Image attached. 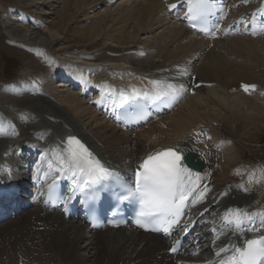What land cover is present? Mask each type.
<instances>
[{
	"label": "bare ground",
	"instance_id": "6f19581e",
	"mask_svg": "<svg viewBox=\"0 0 264 264\" xmlns=\"http://www.w3.org/2000/svg\"><path fill=\"white\" fill-rule=\"evenodd\" d=\"M112 1L67 0L56 9L53 4L57 0H45L43 5L30 0L31 7L51 9L45 25L24 13L20 17L7 14L4 27L14 41L43 45L50 57L64 56L66 62L61 61L46 79V91L38 82L28 80L0 88V195L5 192L0 205L6 206L10 192L17 196L19 191L21 197L16 199L22 200L19 214L8 205L4 216L0 215V264H222L238 256L237 250H242L246 241L264 238V189L243 190L230 181L240 163V143L224 141L213 130L218 125L224 129L232 120L239 140L244 142L264 131V103L253 98L251 88L242 89L243 83H259L264 75V24L255 19L252 32H245L251 35L249 40L240 39L231 36L238 33L228 27L219 31V18L215 35L201 37L180 25L187 0H141L118 7L116 15L108 9L91 25L67 31L68 26L84 22L89 13H95L99 6H110ZM172 4L181 8L180 16H171L170 10L176 9L169 7ZM248 6L251 8V3ZM219 10L221 15L228 13L235 18L233 9L220 6ZM258 13L252 18L264 19V9ZM166 17H177L176 25L170 26ZM131 24L130 32H108ZM155 29L163 30L151 44L144 45L153 50L148 53L136 44ZM70 31L81 44L65 45ZM227 33L231 37L222 42ZM101 38L114 43H104V49L124 57L96 64L100 58L85 49ZM84 41L87 43L82 44ZM233 48L249 59L237 65L219 52L230 54L227 51L233 52ZM194 63L191 72L182 67ZM54 81L57 83L52 88ZM214 81L221 82L222 89L241 87L247 93L220 97L204 84ZM69 83L73 89H82L81 93L57 90ZM109 93L117 94L115 102ZM164 96L176 101L171 113L133 132L119 124L123 104L136 98L150 105ZM258 98L264 101V95ZM69 138L80 140L91 159L126 178L135 175L145 158L162 150L195 155L203 168L200 174L188 170L183 183L186 195L195 192L179 232H190L186 250L170 256L173 239L133 228L97 233L80 220H65L59 212L48 209L46 193L59 180L58 175L77 178L82 169L69 154ZM247 176L256 179L258 174Z\"/></svg>",
	"mask_w": 264,
	"mask_h": 264
},
{
	"label": "rangeland",
	"instance_id": "374dc122",
	"mask_svg": "<svg viewBox=\"0 0 264 264\" xmlns=\"http://www.w3.org/2000/svg\"><path fill=\"white\" fill-rule=\"evenodd\" d=\"M35 1L37 3H40L41 5L43 1L45 0H35ZM46 1H51V0H46ZM66 1L67 0H57V2L53 4V6L56 9L59 7H63ZM135 1H141V0H113L110 6H103V5L99 6L95 13L88 14L89 16L86 17L87 20L84 19V22H80L74 26L73 25L68 26L67 31L70 30L72 27L76 29V27H79V25L80 26L81 25L82 26L91 25L92 23L95 22V20H97V16L102 15L103 13H106V10L108 9L111 10L110 12L112 15H116L117 12H119L117 11L118 7H121V8L124 6L129 7ZM243 1L244 2H240V0H228V3H229L228 6L230 7V9L234 10L233 14L235 15V18L229 16L228 14H225L223 18V22H224V25H227L230 28L233 27L232 30L234 32L239 31V34H236V35L232 34L231 36L239 37L240 39L249 40V37L251 35L247 34L249 36H246L245 32L246 31L250 32L252 30L251 28H248V25L250 26L251 20L253 19L252 18L253 14L260 12L264 8V0H243ZM247 3L248 4L251 3V8H249L250 6H248ZM0 4H1L0 6L2 7V9H0L1 10L0 11V88H6V86H9V84L13 83L14 81H18V80L27 81L28 80L29 82L31 81L38 82L41 86V89L46 91V86H45L46 79L55 73L56 69L62 64L61 61L66 62L65 57L60 56V55L50 57L47 52V49L43 45L28 44L26 42L14 41L11 38V36L7 34V31L4 26H5V22L8 21V16H7L8 13L14 16H17V17H20L21 15H23V13L27 16V18L34 16V18H36L38 22H41L43 25H45L47 24L46 19L51 17V15L47 14V12H49L51 9L48 10L46 8L43 9L42 7H36V6L31 7L30 0H0ZM73 9H74V6L72 5L70 12H73ZM244 9H246V11ZM27 11L28 12L30 11L29 13L31 15L27 14ZM49 13H51V11ZM236 17L238 19L237 21H234ZM242 18L244 19L242 20ZM50 20L51 19H49V21ZM52 20H56V22H58L57 17H52ZM168 20H169L170 26L176 23L175 20L174 22L170 18H168ZM132 27H133V24H131L130 26L128 25V26L119 27L118 29L121 28L120 30H118L117 28H115L114 30L110 29V31L108 32L112 33L114 31V33H117L121 30H126V32H130L132 31L131 30ZM247 28L248 30H246ZM162 30L163 29H155V32H153L152 34L150 33L148 35H144V36L142 35L141 43L139 42L136 45L139 48H143L146 52L152 53L153 50L147 49L146 46L147 44L148 45L151 44L153 42L152 39H154V37L157 36ZM231 36H229V33H227V36H225V39L222 40V42H224ZM261 37L262 36H258L257 38L259 39ZM100 41L101 42L98 41L96 44L85 49L87 54L100 58L96 62V64H103L107 60H118L124 57L125 54H121L120 52H115L111 50H106L103 48L104 43L106 44L110 43L111 45H114V43L107 41L106 38H101ZM80 42L81 41L77 40L73 36V33L70 31L69 40L66 41L67 44L65 45L70 46L74 44H81ZM85 43L87 42L84 41L82 44H85ZM219 52L222 54L224 59L230 61V63L237 64V65L238 63L239 65H241L242 60L249 59L245 53L235 48H233V52H231V50L227 51V52H230V54H227V53L224 54L225 52L224 50H219ZM132 53L135 55V51H133ZM68 59H71V58L69 57ZM203 77L205 76H202V77L199 76V78H203ZM261 78L262 80L256 84L243 83L244 85H242V89L251 88L249 92L254 93L253 98L259 103H264L263 100L258 98L260 97V95L262 96L264 95V75H262ZM243 80L247 82L249 81L248 79H243ZM56 83L57 82L54 81L52 88H54ZM238 83H241V82L239 81ZM204 84L207 89H210L214 94L220 97H223V98L228 97V94L232 92H241V94L247 93L244 90H242L241 87L240 88L226 87V89H222L221 82L219 83H217L216 81L205 82ZM57 90L58 91L67 90L69 92H74V93L77 92L76 93L77 95L81 93V89L75 90L73 89V86H69V85L64 88H58ZM222 90H223V93H220V91ZM47 93L53 96V93H51V91L48 90ZM229 123L232 126L224 125V129L220 128L221 126L216 123L218 126L213 130L217 132L218 135L221 137V139L224 141H227V142H232V141L237 142L238 141L240 143V146H239L240 155H241V159L239 161L240 163H238L236 167L237 173L236 171H233V173H231L232 177L229 178L230 181L233 182L236 185V187H240L241 189L244 187L243 190L244 189H248L251 191L259 190V189L263 190L264 189V131L260 133L256 138H252L251 140L244 142L243 140H239V137L237 136L238 133H236L235 131L236 128H235L234 122L231 120L229 121ZM226 126L228 127L227 129L225 128ZM214 151L216 152V150ZM255 173L258 174V177H257L258 179L257 178L251 179L252 177L247 176L250 174L254 175ZM235 175H237V177ZM244 181L246 183H244Z\"/></svg>",
	"mask_w": 264,
	"mask_h": 264
},
{
	"label": "snow or ice",
	"instance_id": "6c2138e0",
	"mask_svg": "<svg viewBox=\"0 0 264 264\" xmlns=\"http://www.w3.org/2000/svg\"><path fill=\"white\" fill-rule=\"evenodd\" d=\"M189 7L186 18L192 21V27H195V21L201 15L205 0H187ZM175 8L176 5H169ZM207 32V29H200ZM69 154L72 160L81 166L87 165V172L90 177L99 179L102 175H107L106 170L98 163L95 165L89 160L90 153L75 138H69ZM75 145L76 148L72 146ZM182 157L173 149L158 152L154 156H149L142 164V171L136 173L135 192L142 198L147 211H142L141 216L160 215L161 228L156 231L168 233L170 229L180 223L182 215L181 209L187 198L183 190L185 175L188 170L181 167ZM236 223H240V214H236ZM140 227H144L140 221H137ZM175 249H173L174 251ZM238 256L231 257L229 261H222V264H260L264 260V238L252 239L246 241L245 247L238 249Z\"/></svg>",
	"mask_w": 264,
	"mask_h": 264
},
{
	"label": "water",
	"instance_id": "95a60500",
	"mask_svg": "<svg viewBox=\"0 0 264 264\" xmlns=\"http://www.w3.org/2000/svg\"><path fill=\"white\" fill-rule=\"evenodd\" d=\"M188 165L196 170H200L201 169V165H195L192 161V158L191 157H187L186 159Z\"/></svg>",
	"mask_w": 264,
	"mask_h": 264
}]
</instances>
